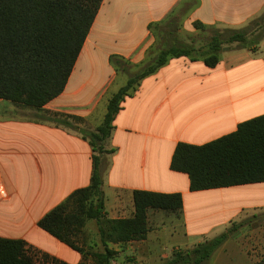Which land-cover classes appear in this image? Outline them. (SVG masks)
<instances>
[{
	"label": "crops",
	"instance_id": "crops-1",
	"mask_svg": "<svg viewBox=\"0 0 264 264\" xmlns=\"http://www.w3.org/2000/svg\"><path fill=\"white\" fill-rule=\"evenodd\" d=\"M259 1L264 6V0L252 2ZM236 2L102 0L56 99L40 111L0 100V185L8 196L0 200V239L23 241L38 255L34 264H48L42 256L49 262L94 264L90 256L71 250L38 226L73 192L88 187L92 174L94 152L88 141L55 119L94 132L108 100L127 81L110 58L141 65L153 43L148 26L167 23L179 12L180 21L190 28L193 23L207 29L243 28L223 22L236 11ZM224 49L213 69L200 60H169L121 103L103 144L109 152L103 156L102 174L106 218H132L134 191L180 194L183 204L179 213L149 210L145 240L109 244L117 252L111 264H125V256L130 257L128 264H154L158 254L154 248L163 237L175 243L167 255L162 253L164 264L173 250L189 251L246 221L248 214H264V183L190 192L188 177L169 168L177 144L203 146L264 115V40L254 53ZM24 112L34 118L28 119ZM238 231L204 264H258L264 256V230L251 238H237ZM138 243L142 254L136 250ZM99 250L103 251L101 246Z\"/></svg>",
	"mask_w": 264,
	"mask_h": 264
},
{
	"label": "trees",
	"instance_id": "trees-1",
	"mask_svg": "<svg viewBox=\"0 0 264 264\" xmlns=\"http://www.w3.org/2000/svg\"><path fill=\"white\" fill-rule=\"evenodd\" d=\"M101 2L0 0V100L40 111L56 99L67 84ZM169 22L178 21L172 19ZM164 24L149 25L148 30L154 36V32ZM193 28L207 29L199 23H193ZM263 40L264 11L240 29L211 28L210 40L204 48L175 44L161 50L153 63L144 65V61L136 66L138 72L128 76L126 84L108 100L103 121L94 132L80 130L66 120L55 119L88 141L94 152L92 174L89 186L76 190L46 214L38 222L39 228L71 250L90 256L94 264H111L117 252L110 250L109 244L125 245L145 240L149 210L179 213L183 204L180 194L134 191L132 218H106L102 174L106 165L103 156L109 152L104 151L103 144L111 134L121 103L137 90L144 78L171 59L200 60L205 67L213 69L219 63L224 48L254 53ZM110 63L121 71L123 64H128L116 57L110 58ZM169 168L188 177L190 192L264 183V115L240 124L234 133L206 145L177 144ZM90 222L95 224L103 249L101 253L87 254L78 247L79 235L85 232ZM245 222L233 224L220 235L189 251H174L172 258L164 264H204ZM37 257L23 241L0 239V264H34ZM42 260L48 264H64L56 260L49 262L46 256H42ZM258 264H264V256Z\"/></svg>",
	"mask_w": 264,
	"mask_h": 264
},
{
	"label": "rangeland",
	"instance_id": "rangeland-1",
	"mask_svg": "<svg viewBox=\"0 0 264 264\" xmlns=\"http://www.w3.org/2000/svg\"><path fill=\"white\" fill-rule=\"evenodd\" d=\"M254 0H237L236 2V11L227 17L223 18L224 24L232 25V26H240L245 27L250 21L260 16L264 11V6L261 5V1L259 2H252ZM252 2V3H251ZM180 14L179 12L174 18L177 19V23L174 22H167L164 25L160 26L157 31L154 32L153 36V43L147 51L146 59L144 65H149L153 63L154 59L157 57L161 50H164L167 47H170L175 44H183L187 45L193 49H202L204 48L211 37V28L206 30H195L193 27L190 28L189 26H185L182 21H180ZM171 19V21H172ZM193 26V25H192ZM221 26H224L221 24ZM170 32V34H169ZM122 71L124 72L125 76L135 75L139 69L136 66L131 64H123ZM19 107V106H18ZM28 119H33V114L31 112H24ZM247 225L242 227L237 234V238H251L252 236H256L260 233V229L264 230V214L263 212H257L254 214H248L245 216ZM91 230L87 229L81 235H79L78 240V247H80L83 251L87 254L91 252H99L101 243L99 241L98 235H96L95 231V224L93 222L90 223ZM174 240L170 238L161 239L158 246L154 249L158 252L157 258L154 259V264H163V256L162 253L168 254L171 248L174 246ZM136 250L139 254H142V246L141 243L136 244ZM164 251H161V250ZM166 250V251H165ZM173 251H180V250H173ZM161 252V253H160ZM138 258L141 260L140 256L137 255ZM128 256H125L123 263L128 264ZM163 261H161V259ZM140 264H144L142 261H139ZM211 264V263H209Z\"/></svg>",
	"mask_w": 264,
	"mask_h": 264
},
{
	"label": "built area",
	"instance_id": "built-area-1",
	"mask_svg": "<svg viewBox=\"0 0 264 264\" xmlns=\"http://www.w3.org/2000/svg\"><path fill=\"white\" fill-rule=\"evenodd\" d=\"M8 198L5 189L0 185V200H6Z\"/></svg>",
	"mask_w": 264,
	"mask_h": 264
},
{
	"label": "water",
	"instance_id": "water-1",
	"mask_svg": "<svg viewBox=\"0 0 264 264\" xmlns=\"http://www.w3.org/2000/svg\"><path fill=\"white\" fill-rule=\"evenodd\" d=\"M224 50H227V49H224Z\"/></svg>",
	"mask_w": 264,
	"mask_h": 264
}]
</instances>
